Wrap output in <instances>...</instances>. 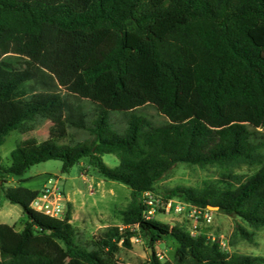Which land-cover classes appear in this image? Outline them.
<instances>
[{"label":"trees","instance_id":"16d2710c","mask_svg":"<svg viewBox=\"0 0 264 264\" xmlns=\"http://www.w3.org/2000/svg\"><path fill=\"white\" fill-rule=\"evenodd\" d=\"M146 104L168 121L156 126L133 113ZM114 112L123 114L122 128ZM42 117L89 138H29L9 165L0 163V207L8 202L25 217L19 231L0 224V264H57L56 255L58 264H124L117 254L136 236L151 249L149 264H167L154 244L168 239L175 264H264L262 256L225 253L204 233L143 218L141 202L179 163L215 167L216 178L167 197L217 207L238 219L233 235L247 242L264 229V0H0V146ZM82 158L130 190L121 225L90 239L69 210L62 219L33 211L39 190L4 186L33 165L60 161L68 173ZM242 167L251 173H238Z\"/></svg>","mask_w":264,"mask_h":264},{"label":"rangeland","instance_id":"374dc122","mask_svg":"<svg viewBox=\"0 0 264 264\" xmlns=\"http://www.w3.org/2000/svg\"><path fill=\"white\" fill-rule=\"evenodd\" d=\"M71 101L75 103L73 99H71ZM82 105L84 111H87L88 113L92 111L93 106L90 102L83 101ZM133 113L139 116H144L156 126L162 125L168 121L164 115L159 113L158 110L150 104L136 108ZM111 118L115 127H123L122 113H111ZM29 138H33L37 142H41L46 139H56L60 144H68L83 141L89 138V136L84 131L68 129L62 119L42 117L34 123H25L20 129L12 131L6 137L4 143L0 146L1 165H9L10 152L17 144ZM102 160L111 167L116 166L118 163L117 159L113 155H104L102 156ZM79 172L89 176L99 177L90 167L86 158H82L78 164L71 167L68 173L61 172L60 161L49 160L31 166L21 177L8 178V180L5 181L4 186H14L19 183L22 186L31 189L40 188L43 185V182L46 183L48 178H57L59 180L60 187L62 188V182L65 178L73 177L76 180ZM238 173L249 174L251 173V169L242 167L238 170ZM217 176L218 169L215 167H205L202 169L197 166L179 163L171 168L169 172L155 184L152 192L158 197L165 199L168 198V190L176 186L199 187L204 180L216 178ZM119 185L121 187L113 190L115 196L117 197L115 203L113 204L112 202L102 201L99 205V209L104 215L106 212H109V216H104V218L106 221L105 223L110 226H117L118 221H120V212L125 208L130 200L129 188L121 184ZM93 186L96 187V183H94ZM172 198L177 201H181L178 198ZM3 203V209H10L12 207L17 208V206L11 205L8 202ZM207 209L209 211V215L211 216L210 222H206L202 217V214H198L190 208H185L183 212L179 214H156L155 220L170 226H180L194 236L199 233H204L211 241L221 243V250L227 254L257 255L264 257V229L255 233L252 242L241 240L237 236L233 235L234 226L236 222H239L238 219L225 215L217 210L210 208ZM77 229L80 232V236L84 239H90L102 230L97 229L95 225L90 228ZM134 245L135 246H133L130 250L121 249L117 254L118 259L124 264H149V247L145 239L140 237V242L135 243ZM176 246L175 241L171 239L154 244V247H156L157 250L163 254V258L160 259V261L167 264H175L174 254ZM62 258L63 257L60 255L58 257L56 255V263H62Z\"/></svg>","mask_w":264,"mask_h":264},{"label":"crops","instance_id":"0c3cea01","mask_svg":"<svg viewBox=\"0 0 264 264\" xmlns=\"http://www.w3.org/2000/svg\"><path fill=\"white\" fill-rule=\"evenodd\" d=\"M71 179V180H70ZM96 183V187H94ZM40 188H28L30 190H40ZM17 185V184H16ZM18 185L22 186L18 183ZM13 186V185H12ZM24 187V186H22ZM121 187L115 182H109L101 177L89 176L79 172L77 179L73 177L65 178L62 182V191L65 196V212H70V223L75 228H90L96 226L97 229H103L107 226L104 216H109V212L104 215L99 209L102 201L115 203L117 197L114 194V189ZM4 203L0 207V224L13 226L15 230H21L25 217L21 209L17 206L10 209H3ZM118 221L117 226H120ZM135 246L134 243L132 247ZM132 249V248H131Z\"/></svg>","mask_w":264,"mask_h":264},{"label":"built area","instance_id":"2783aa9c","mask_svg":"<svg viewBox=\"0 0 264 264\" xmlns=\"http://www.w3.org/2000/svg\"><path fill=\"white\" fill-rule=\"evenodd\" d=\"M141 202L145 207L142 214L145 219H155L156 214H179L182 213L185 208H190L194 212L202 214V217L206 222H210L211 220V216L209 215L207 208L202 209L183 201H177L174 198L162 199L161 197L155 195L152 191L144 192L141 196ZM29 207L33 211L46 216L62 219L65 214V196L62 188L60 187L59 180L57 178H48L44 186L39 190V193L31 201ZM139 242L140 236H136L131 239L132 244ZM216 243L221 247V243ZM154 252L155 256L159 260L163 258V254L158 251L156 247H154Z\"/></svg>","mask_w":264,"mask_h":264},{"label":"water","instance_id":"95a60500","mask_svg":"<svg viewBox=\"0 0 264 264\" xmlns=\"http://www.w3.org/2000/svg\"><path fill=\"white\" fill-rule=\"evenodd\" d=\"M208 208L213 209V210H217V207H208ZM150 252H151V249H149L148 253H150Z\"/></svg>","mask_w":264,"mask_h":264}]
</instances>
